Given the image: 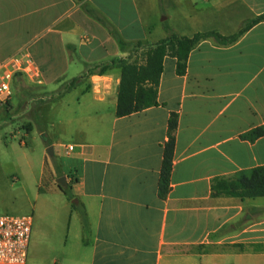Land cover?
<instances>
[{"label":"crops","instance_id":"crops-1","mask_svg":"<svg viewBox=\"0 0 264 264\" xmlns=\"http://www.w3.org/2000/svg\"><path fill=\"white\" fill-rule=\"evenodd\" d=\"M260 14L264 0H0V62L26 53L41 71L34 82L48 92L66 87L42 100L37 113L45 119L58 105L59 136L46 146L55 155L63 148L69 160L49 171L48 193L70 204L41 208L56 223L50 232L41 226L32 246L30 240L27 264H258L264 258L259 197L215 195L219 180L264 165V136L244 137L264 125V21L228 45L200 41L184 75L177 74L176 57L165 56L158 105L127 116L116 114L121 70L101 72L114 59L142 56L167 35L166 22L188 37L208 30L231 35ZM19 77L33 81L17 75L13 86ZM172 112L176 146L171 188L162 199ZM60 176L71 187L70 200L56 182Z\"/></svg>","mask_w":264,"mask_h":264},{"label":"rangeland","instance_id":"rangeland-1","mask_svg":"<svg viewBox=\"0 0 264 264\" xmlns=\"http://www.w3.org/2000/svg\"><path fill=\"white\" fill-rule=\"evenodd\" d=\"M63 89L66 87L48 92L39 83L19 77L9 103L0 102V215H32L31 246L41 226L47 224L50 232L56 223L55 215L49 212L44 216L41 208L61 210L70 204L60 193H48L50 185L54 186L47 177L49 171L69 160L63 148L55 155L48 152L51 145L46 146L59 136L58 105L53 104L55 113L45 119L37 113L42 100ZM41 126L44 134L40 133ZM257 202L264 204V197L257 198ZM258 264H264V258Z\"/></svg>","mask_w":264,"mask_h":264},{"label":"trees","instance_id":"trees-1","mask_svg":"<svg viewBox=\"0 0 264 264\" xmlns=\"http://www.w3.org/2000/svg\"><path fill=\"white\" fill-rule=\"evenodd\" d=\"M262 21H264V14L243 21L237 32L231 35H223L218 30H208L197 32L191 37L179 34L168 22L164 23L163 26L167 35L148 44L143 50L142 56L114 59L111 64H104L101 67V72L110 66H116L121 70L117 116H127L158 105L159 85L165 56L176 57L177 74L184 75L187 71L189 53L200 41L214 39L222 45H228L238 40L253 25ZM78 79H73L70 82L71 85H75ZM8 103L9 100L6 104ZM177 128L178 114L172 112L168 124V139L163 146V160L158 187V194L162 199L167 197L171 188L170 180ZM40 130L43 131L44 128L41 126ZM262 136H264V125L258 126L244 135L251 141ZM217 184L215 185V195L224 194L240 198L264 197V165L253 168L248 175H242L235 180H219ZM70 188L69 186L62 190L65 194L71 195ZM75 206L79 207V205Z\"/></svg>","mask_w":264,"mask_h":264},{"label":"built area","instance_id":"built-area-1","mask_svg":"<svg viewBox=\"0 0 264 264\" xmlns=\"http://www.w3.org/2000/svg\"><path fill=\"white\" fill-rule=\"evenodd\" d=\"M24 75L41 80V71L26 53H17L0 62V102L7 103L13 92V81ZM72 149V147H70ZM33 226L32 215H0V264H27Z\"/></svg>","mask_w":264,"mask_h":264},{"label":"water","instance_id":"water-1","mask_svg":"<svg viewBox=\"0 0 264 264\" xmlns=\"http://www.w3.org/2000/svg\"><path fill=\"white\" fill-rule=\"evenodd\" d=\"M48 152L50 154H53V146H50L48 148ZM56 182H57V184L59 185L60 188H62V189L68 188V183H67V180H66V176H60L59 178H57Z\"/></svg>","mask_w":264,"mask_h":264}]
</instances>
